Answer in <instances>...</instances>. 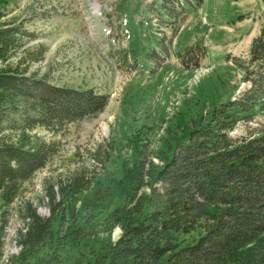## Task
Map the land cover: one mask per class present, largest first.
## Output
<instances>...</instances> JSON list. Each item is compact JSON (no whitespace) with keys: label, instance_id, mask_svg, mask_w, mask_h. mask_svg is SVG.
<instances>
[{"label":"rangeland","instance_id":"rangeland-1","mask_svg":"<svg viewBox=\"0 0 264 264\" xmlns=\"http://www.w3.org/2000/svg\"><path fill=\"white\" fill-rule=\"evenodd\" d=\"M7 1L0 21L19 22L34 38L0 67L24 57L26 75L108 98L94 116L32 131L55 152L15 182L11 202L0 198V264L19 251L25 207L48 214L47 187L56 190L81 173L87 188L78 195L86 201L97 185L121 179L126 169L138 165L145 172L147 161L163 165L191 119L216 106L235 100L242 107L225 131L230 138L264 141V0H202L186 15L174 1L167 9L160 0ZM256 42L263 57L254 52ZM37 46L42 55L31 61ZM15 136L12 129L0 131L3 141ZM120 203L114 196L97 217ZM120 232L114 227L112 238Z\"/></svg>","mask_w":264,"mask_h":264},{"label":"trees","instance_id":"trees-1","mask_svg":"<svg viewBox=\"0 0 264 264\" xmlns=\"http://www.w3.org/2000/svg\"><path fill=\"white\" fill-rule=\"evenodd\" d=\"M172 1L180 0H161V6L167 9ZM186 11L180 7L181 14ZM33 38L21 23L0 21V62ZM255 44L254 52L262 55V45ZM36 52L31 61L40 59L42 47ZM23 60L0 67V131L16 133L13 141L0 139L4 204L11 202L15 182L55 152L32 131L58 130L94 116L108 98L91 88L56 86L26 75ZM241 110L230 100L192 118L163 165L147 161L145 172L138 165L126 169L121 179L97 185L86 201L78 195L87 188L81 173L56 190L47 187L48 214L25 207L19 251L9 264H264V141H238L225 132ZM114 196L122 203L99 219ZM114 227L121 230L116 239Z\"/></svg>","mask_w":264,"mask_h":264}]
</instances>
